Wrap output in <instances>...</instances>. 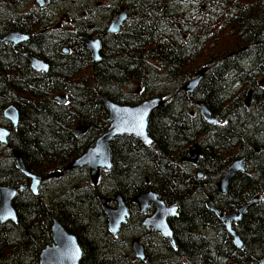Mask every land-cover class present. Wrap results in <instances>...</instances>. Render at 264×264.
Masks as SVG:
<instances>
[{
    "label": "trees",
    "instance_id": "trees-1",
    "mask_svg": "<svg viewBox=\"0 0 264 264\" xmlns=\"http://www.w3.org/2000/svg\"><path fill=\"white\" fill-rule=\"evenodd\" d=\"M28 1L0 0V39L8 31L31 35L25 53L48 66L46 74L35 73L20 52L0 45V123H6L7 107L18 113L7 144L0 145V186L25 187L12 202L16 221L0 224V264H37L40 250L51 243L52 220L76 238L79 264H141L130 261L127 242H122L127 257L115 253L121 242L107 232L98 197L120 195L129 205L147 192L175 206L176 216L168 221L174 246L142 230L143 264H257L264 251V0H82L109 1V12L119 6L127 12L116 35L100 36L97 64L73 39L54 47L43 12L11 13ZM63 46L67 54H61ZM202 68L195 91L181 92ZM132 86L141 92L127 94ZM100 96L118 105L151 98L164 104L148 118L151 144L114 138L111 168L92 186L85 170L64 169L107 128ZM198 102L218 124L201 119ZM76 127L87 131L76 137ZM193 144L201 150L194 167L184 161ZM13 150L29 173H60V178L47 179L33 195L15 168ZM235 159L243 160L246 172L236 174L219 195L216 184ZM206 195L223 211L258 197L232 225L243 250L206 209Z\"/></svg>",
    "mask_w": 264,
    "mask_h": 264
},
{
    "label": "water",
    "instance_id": "water-1",
    "mask_svg": "<svg viewBox=\"0 0 264 264\" xmlns=\"http://www.w3.org/2000/svg\"><path fill=\"white\" fill-rule=\"evenodd\" d=\"M41 5L42 0H36ZM125 20L124 9L121 8L116 13L109 23L104 35H116ZM29 39L20 33L9 32L2 39L1 45L8 43L16 46ZM79 42L83 45L85 50L89 53L92 64L100 62V41L88 40L80 37ZM65 53L66 51L63 50ZM29 62L30 69L35 73H44L48 71V66L35 58L26 57ZM205 69L198 70L193 78L186 82L180 91L185 94H192L198 86ZM138 90H136L137 92ZM250 92L246 94L245 106H248ZM106 113L105 123L107 128L105 132L99 136L91 147L85 152L71 161L64 169V171L86 170L89 181L92 186H95L99 176V172H108L111 168L110 162V148L109 145L114 138L118 137H132L144 146H149L151 140L147 135L148 118L151 113L161 107L164 101L159 98H152L144 100L135 106L118 105L109 101L105 96H100ZM54 101L64 103L63 97L55 96ZM200 117L207 124L217 123V119L213 118L206 106L202 102L196 104ZM2 118L10 123L11 128L14 129L18 123V113L12 106L7 107L2 112ZM87 131L86 127H76L74 136L80 137ZM9 131L0 127V145L7 144ZM199 155V148L196 145L191 146L187 151V158L184 161L193 165L197 161ZM11 157L15 162V168L21 175L28 180L27 189L33 195H37L40 184L49 179L60 177V173H51L46 177H40L29 173L22 162L18 152L12 151ZM245 172L242 159L233 160L224 170L222 177L216 184V191L219 195L226 193L229 181L236 175ZM199 177V176H198ZM24 185H19L16 188L0 186V224L14 223L16 221L15 212L12 207L17 191H22ZM206 209L209 210L217 220L222 224L227 234L231 237L232 245L237 250H243V244L232 229V225L238 223L245 212L258 203V197L252 198L247 204H244L233 211H223L214 206L213 201L206 195ZM99 204L101 210L106 217L107 232L115 237L119 232L120 227L125 223L127 218V210L125 207V200L116 195L112 200L115 205L114 208L108 206L111 200L99 197ZM131 203L136 204L139 212L143 213L147 205L153 206V213L149 217H145L141 222V227L145 230H150L159 235L163 240L168 241L174 246L171 230L168 226V221L175 217V206H166L163 202L157 199V196L152 192L139 194L130 200ZM50 245L40 250L38 254L37 264H79L81 259V249L77 243L76 238L69 234L56 220H52L50 225ZM129 248L135 260L138 262L144 261V249L137 239L130 241ZM257 264H264V251L256 260Z\"/></svg>",
    "mask_w": 264,
    "mask_h": 264
},
{
    "label": "flooded vegetation",
    "instance_id": "flooded-vegetation-1",
    "mask_svg": "<svg viewBox=\"0 0 264 264\" xmlns=\"http://www.w3.org/2000/svg\"><path fill=\"white\" fill-rule=\"evenodd\" d=\"M71 3L72 2H65L64 0L49 1V2L47 0H42L41 5H39V3L36 2V0H30V1H28V3H24V2L21 3L20 2L19 6L17 8L18 11H16L14 9L13 12L11 11V13L19 12V11L24 12L25 14H28V12H43V15H44L43 20L45 22H50V26L48 27L49 28L48 31L49 32L52 31V34H53L50 39L48 36H46V37L53 44L54 47H59V45L61 44L60 42L62 40H65V39L66 40H70V39L72 40L73 39V40H75L76 44L83 46L78 40L80 37L88 39V40H99L100 45H101V39H100L101 37L100 36H102V37L107 36V35H104L106 29H107L109 23L111 22V20L113 19L114 15L116 13H118L121 8L124 9V13H125L124 22L127 21V12L123 6H119L117 12H109V10L111 8L109 5L110 4L109 1L107 3L100 1V2H95L93 4H91V3L85 4L82 2V0H78L76 3H73V4H71ZM15 6H17V5H15ZM123 23H122V25H123ZM99 29H101L102 33H101V35L97 36L98 33L96 31ZM9 32L20 33L17 31H8L7 33H9ZM20 34L28 36L29 39L23 43L16 45V46H14L10 43H8L6 45H9V48L12 49L14 53L20 52L22 58L27 61L25 56L31 57L25 53L26 48L28 47L27 44L28 43L30 44V42H31V35H29L27 33H20ZM6 45H3V46H6ZM63 50H65L66 52L64 53ZM100 50H101V48H100ZM60 52H61V54H67L68 53V51L64 48V46L61 47ZM89 57H90V55H89ZM31 58H35L38 61H41L44 63V61L39 59V58H36V57H31ZM28 64H29V62H28ZM39 74H41V73H39ZM218 123H219V121L217 120V123H215V124H218ZM0 125H1V127L7 129L8 131H10V129H12L10 123H8L7 121L4 125L3 124H0ZM193 145H196L199 148V155L197 157V161H198V159L201 155V150L197 144H193ZM197 161L193 165L189 164V166L194 167L197 164ZM57 178H60V177H57ZM51 179H56V178H51ZM101 198H104V197H101ZM98 199H99V197H98ZM107 199L111 200L109 202L108 206L110 208H114L115 205L112 202V200L114 198H112V199L107 198ZM98 202H99V200H98ZM125 207L127 210V218H126L125 223L120 227L117 235L120 233H122V234L124 233V235H126V236L128 235L131 238V240L137 239L144 249V261H145L146 246H145V242L143 241L144 234L142 232V230H145V229H143L141 227V222L145 217H149L153 213V206L150 204L147 205L144 212L140 213L137 205L131 203L129 200V205H127V203L125 201ZM137 224L139 225V228L136 227ZM105 226H106V220H105ZM129 245H130V242H129ZM129 245H128V248H129ZM127 252L128 251H126L124 253H127ZM129 252H130V257H131L130 261L132 263H137L138 261H136L134 259L130 248H129ZM126 257H127V254H126ZM144 261L138 262V263L143 264Z\"/></svg>",
    "mask_w": 264,
    "mask_h": 264
},
{
    "label": "rangeland",
    "instance_id": "rangeland-1",
    "mask_svg": "<svg viewBox=\"0 0 264 264\" xmlns=\"http://www.w3.org/2000/svg\"><path fill=\"white\" fill-rule=\"evenodd\" d=\"M136 89H138V87L137 86H132V89H131V91H127L126 93L127 94H130V93H135V90ZM139 92H141V90L140 89H138V92L136 93V95H138L139 94ZM156 95V92L155 93H153L152 95H151V97H154ZM1 124V123H0ZM117 237H118V240H119V242H121L120 243V246H119V248H117V250H116V252L115 253H117V252H119V253H124V252H126V249H125V247H123L122 246V242H127V243H129L130 242V240H131V238L127 235H124V233L122 234V233H120V234H118L117 235ZM125 255V257H126V253L124 254ZM131 258V257H130ZM129 258V259H130Z\"/></svg>",
    "mask_w": 264,
    "mask_h": 264
},
{
    "label": "bare ground",
    "instance_id": "bare-ground-1",
    "mask_svg": "<svg viewBox=\"0 0 264 264\" xmlns=\"http://www.w3.org/2000/svg\"><path fill=\"white\" fill-rule=\"evenodd\" d=\"M43 30H44V29H43ZM250 93H251V92H250ZM4 121H5V120H4ZM2 124H3V123H2ZM0 127H1V126H0ZM1 128H3V127H1ZM187 164H188V163H187ZM244 168H245V167H244ZM245 172H246V169H245ZM245 172H244V173H245ZM244 173H243V174H244ZM198 176H199V177H198ZM197 177H198V178H201L202 175H201V174H197ZM232 179H233V178H232ZM232 179H231V180H232ZM211 200H212V199H211ZM212 201H213V200H212ZM213 204H214V202H213ZM257 204H258V203H257ZM257 204H256V205H257ZM256 205H255V206H256ZM214 206H215V204H214ZM255 206H253V207H255ZM215 207H216V206H215ZM251 208H252V207H251ZM251 208H249V209H251ZM249 209H248V210H249ZM248 210H247V211H248ZM247 211H246V212H247ZM246 212H245V213H246ZM244 215H245V214H244ZM244 215H243V216H244ZM175 216H176V212H175ZM243 216H242V217H243ZM236 234H237V233H236ZM237 236H238V235H237ZM167 242H168V241H167Z\"/></svg>",
    "mask_w": 264,
    "mask_h": 264
}]
</instances>
